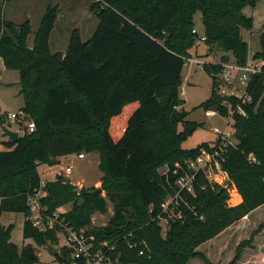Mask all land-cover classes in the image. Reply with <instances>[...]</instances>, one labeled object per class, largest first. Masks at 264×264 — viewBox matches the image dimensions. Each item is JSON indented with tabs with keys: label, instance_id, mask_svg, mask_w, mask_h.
Masks as SVG:
<instances>
[{
	"label": "trees",
	"instance_id": "trees-1",
	"mask_svg": "<svg viewBox=\"0 0 264 264\" xmlns=\"http://www.w3.org/2000/svg\"><path fill=\"white\" fill-rule=\"evenodd\" d=\"M257 1H91L96 29L87 41L74 29L64 52H52L49 46L55 8L46 10L29 47L30 22L16 25L5 20L0 1V58L6 70L18 72L22 109L35 126L32 132L3 142L0 216L5 212L29 215L28 200L41 182L39 165L56 166L59 157L95 152L100 157L105 196L92 194L94 189L76 190L65 176H58L45 183V196L39 199L45 213L71 204L60 217L74 229L87 228L97 242L114 245L109 253L112 264H188L196 258L214 264L203 247L215 238L221 242L230 226L264 205L262 77L251 84L246 115L233 117L235 145L227 148L221 164L241 202L230 206L227 188L198 174L193 194L180 192L181 218L164 227L156 217L162 202L176 190L175 165L197 157L201 150L210 151L214 143L182 148L200 126L186 119L189 112L180 98L181 73L189 50L196 45L194 16L200 12L205 45L211 52L227 53L236 64L244 65L248 48L241 30L252 29V18L243 9H254ZM259 44L261 50L254 57L264 61V23ZM229 60L224 54L217 65L202 68L211 79L210 96L198 106L204 111L215 107L227 115L214 90L213 74ZM4 122L0 114V125ZM164 167L169 170L168 180L159 172ZM107 201L113 215L105 226H92L93 214L107 213ZM263 228L264 223L258 229ZM11 229L12 225L0 223V264H39L37 248L59 242L58 227L39 232L24 221L23 239L34 245L18 247L11 242ZM251 242L240 243L227 264H237ZM50 253L59 264L71 263V252L64 246Z\"/></svg>",
	"mask_w": 264,
	"mask_h": 264
},
{
	"label": "rangeland",
	"instance_id": "rangeland-1",
	"mask_svg": "<svg viewBox=\"0 0 264 264\" xmlns=\"http://www.w3.org/2000/svg\"><path fill=\"white\" fill-rule=\"evenodd\" d=\"M3 4V16L5 20L11 21L12 23L19 25L23 21L28 20V17H31L30 25H31V34L28 36L27 44L32 45L34 33L37 30L39 23L41 21L40 14L41 13V2L40 0H0ZM58 10L57 13L59 18L62 21L68 20H85L87 18H91L92 20H97L96 17H93L88 9L82 7H78L77 5L72 6L70 0H56ZM90 7V5H89ZM32 11L34 12V16L32 15ZM94 14V13H93ZM243 14L252 18V29L250 31L241 30L242 39L246 42L248 53L260 52L261 47L259 44V34L262 29V24L264 23V0H258L256 7L254 9L244 8ZM94 16H96L94 14ZM194 29L196 30L198 35L203 34V25L201 21V14L197 12L194 16ZM86 39V38H84ZM86 41V40H85ZM58 48L53 43H51V51L56 52ZM62 49V48H61ZM190 58H195L196 56L205 61H214L219 62L221 56L224 54L229 56L231 55L227 53H222L221 51H214L210 57H206L207 51L206 46L202 43L196 44L189 50ZM182 85L180 87V91H184L183 95L180 96L182 100H184L183 109L184 111L189 112L187 116V120L196 122L200 124L182 143V148L185 150H189L195 148L196 146L202 143H213L216 140V135L213 132L214 127L224 128L226 121L220 116L216 115L215 117H206L204 115V109L198 107L201 103H203L206 99L209 98L211 93V79L208 74L200 67L194 65H184L182 73H181ZM19 75L17 71L14 70H6L5 67L1 68L0 72V114L4 115L8 111L18 110L23 104V98L19 94V86H18ZM215 92L216 88L214 87ZM196 108V109H195ZM180 109L179 107L177 108ZM210 109L214 110L215 107H211ZM208 109V110H210ZM6 126L11 129H14L13 126H10L6 121L3 125H0V147L2 148L3 142L8 140L7 136L2 133L1 127ZM180 129V127H179ZM18 136H22L24 133H27L24 130L17 129ZM227 130H231L230 127H227ZM100 157L98 153H84L83 158H79L77 154L68 155L65 159L61 160V165L58 168H55L56 171H52L51 167L48 165H39L38 171L42 175V180L45 182H51L58 178V176H65L70 179V183L76 187V190H91V189H101V177L102 172L99 170ZM71 166L70 175H66L64 169L66 166ZM49 168L45 170L46 168ZM162 169V168H161ZM159 168V172L161 170ZM53 172V173H52ZM228 178V176H227ZM65 180V178H64ZM65 182H67L65 180ZM227 190L229 194L228 204L230 206H235L238 203L240 195L237 193L234 185L229 183L227 185ZM100 194L104 197V191H100ZM108 202V201H107ZM71 208V204L61 206L58 210L60 212H66ZM256 215L258 218L263 217L264 211H260ZM113 215V207L110 202L107 204V213L93 214L92 226L101 227L105 226L111 216ZM263 220V219H262ZM257 222V227L255 231H258V228L264 221ZM0 223L4 226L12 225L11 229V242L16 246L21 247L23 244H33L32 240L24 241L22 236V227L24 223V217L21 213H12L5 212L0 216ZM261 230V229H260ZM259 230V231H260ZM229 238V237H228ZM58 244L53 247L45 248H37L39 255V264H59L54 260V257L51 255L50 251L54 249H58L62 245V238L58 237ZM237 241H232L231 238L228 239L225 247L218 250V253H222V256L212 257L210 256L211 262L214 264H227L232 260L235 254V245ZM216 252V253H217ZM188 264H203L200 259H193Z\"/></svg>",
	"mask_w": 264,
	"mask_h": 264
},
{
	"label": "built area",
	"instance_id": "built-area-1",
	"mask_svg": "<svg viewBox=\"0 0 264 264\" xmlns=\"http://www.w3.org/2000/svg\"><path fill=\"white\" fill-rule=\"evenodd\" d=\"M98 1V0H92ZM192 33L196 35V44L205 45V36L198 35L196 30L193 29ZM206 46V45H205ZM206 51H210V47L206 46ZM255 53L250 52L247 55V60L244 65H238L233 60L223 62L220 64V72L213 74L214 83L216 85V93L222 98V106L227 108V115L223 116L216 110L204 111L206 117H215L216 115L223 118L226 123L224 128L214 127L213 132L216 135V140L211 144L210 151L201 150L200 154L195 158H187L183 164H176L172 170V175L176 176L174 180V187L176 190L173 194H168L166 199L160 206V212L156 217L158 222L166 227L170 220L181 218V211L178 209L180 192L193 194L194 181L198 174H202L207 182L219 184L227 187L229 184L227 174L222 170L221 164L223 161V154L229 146H234L233 139V117L234 115L245 116V106L249 105L252 101L250 94L251 84L257 77H262V85L264 86V71L262 66L264 61L255 58ZM218 62L205 61L199 57L188 58L184 65H194L203 68L204 65H217ZM4 67L0 58V72ZM184 91H180V96ZM235 102V105L232 104ZM5 121L14 129L2 126L1 130L7 128L18 133L17 129H21L30 133L34 130V122L30 119L29 115L19 108L15 111H8L4 114ZM230 127L231 130H227ZM79 158H83L84 154H77ZM179 170L183 173L179 174ZM168 168L161 169V174L168 180ZM66 175H70L71 166H66L64 169ZM45 181L41 179L39 189L36 194L29 198V215L24 217V221H28L39 232H45L50 229L59 228L60 233L58 237L62 238V245L71 252L70 264H112L110 258V251L114 250L115 246H109L106 242H97L95 235L90 233L87 228L74 229L72 226L66 224L63 218L60 217V212L57 210L52 214L45 213L39 206V199L45 196L43 190ZM134 244H129L133 248ZM39 255V253H38Z\"/></svg>",
	"mask_w": 264,
	"mask_h": 264
},
{
	"label": "crops",
	"instance_id": "crops-1",
	"mask_svg": "<svg viewBox=\"0 0 264 264\" xmlns=\"http://www.w3.org/2000/svg\"><path fill=\"white\" fill-rule=\"evenodd\" d=\"M91 1L92 0H70L72 6H75V5H77L78 7L83 6L84 8L88 9L90 13L92 12L89 7ZM40 2H41V5H40L41 13H39L40 18L43 17V15L45 14L48 8H55L56 10V19H55L54 27L50 34V39H49L50 48H51V43H53L56 47L61 46L62 49L58 48L56 49L57 50L56 52L65 51L67 44H68L70 34L74 29H77L79 31L82 41H85V40L87 41L91 37L94 30L96 29V26L98 24V19L92 20L91 18H87L85 20H80V21L68 20L64 22L60 19L61 17L59 18V15L57 13L58 7L56 3L55 4L53 3V2H56V0H40ZM34 12L32 11L31 13L32 15L30 16L35 17V15L33 14ZM91 14L93 17H96L94 16L93 13ZM29 18L31 17H28V20L30 21L31 19ZM28 46L31 47V45L29 44ZM210 56L211 55H209L208 57ZM22 107L23 105L20 108ZM5 149L6 148L4 146L2 148L0 147V151L5 150ZM66 157L68 156L59 157L57 159L59 164L54 167H51L53 172L58 171L55 168L60 167L61 160L65 159ZM47 169L49 168L47 167L45 170ZM39 174H40V177L42 178V175L40 172ZM65 178H68V177H65ZM68 180L70 181L69 178ZM240 201H241V197H239L238 203ZM262 210L264 211V205L253 210L248 215H246L243 219H241L237 223L230 226L224 232V234H222L223 240L221 242H220L221 240L220 238H219L220 240H216L215 238L214 240H211L210 242H208L207 245L203 247L204 250L207 253H209L212 257H219V256H222L223 254L218 253L217 251L225 247V244H227V241L229 238H231L232 241L234 242L237 241L235 245V249L240 243L249 241L250 239H252V242L243 248L240 260L237 262V264H264V228L260 231L258 229V231L254 232L255 228L257 227L256 225H257L258 220L260 219L261 222L264 221V215L262 218L261 217L258 218L256 216L258 215L257 213Z\"/></svg>",
	"mask_w": 264,
	"mask_h": 264
},
{
	"label": "water",
	"instance_id": "water-1",
	"mask_svg": "<svg viewBox=\"0 0 264 264\" xmlns=\"http://www.w3.org/2000/svg\"><path fill=\"white\" fill-rule=\"evenodd\" d=\"M3 133L5 136H7L8 140H10V141H14L18 138V133L13 131V130L4 128ZM65 180L68 181V178H65ZM100 191H101V189H96V190L92 191L91 193L96 194V193H100Z\"/></svg>",
	"mask_w": 264,
	"mask_h": 264
}]
</instances>
